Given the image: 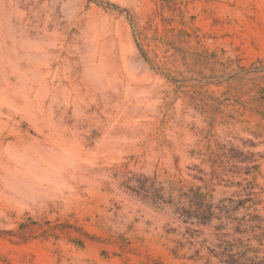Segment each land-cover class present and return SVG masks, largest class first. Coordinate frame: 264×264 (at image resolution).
I'll return each mask as SVG.
<instances>
[{
    "label": "rangeland",
    "instance_id": "374dc122",
    "mask_svg": "<svg viewBox=\"0 0 264 264\" xmlns=\"http://www.w3.org/2000/svg\"><path fill=\"white\" fill-rule=\"evenodd\" d=\"M0 264H264V0H0Z\"/></svg>",
    "mask_w": 264,
    "mask_h": 264
}]
</instances>
